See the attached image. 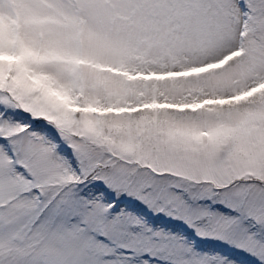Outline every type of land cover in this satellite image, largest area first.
<instances>
[{
  "label": "snow or ice",
  "instance_id": "1",
  "mask_svg": "<svg viewBox=\"0 0 264 264\" xmlns=\"http://www.w3.org/2000/svg\"><path fill=\"white\" fill-rule=\"evenodd\" d=\"M0 264H264V0H0Z\"/></svg>",
  "mask_w": 264,
  "mask_h": 264
},
{
  "label": "rangeland",
  "instance_id": "2",
  "mask_svg": "<svg viewBox=\"0 0 264 264\" xmlns=\"http://www.w3.org/2000/svg\"><path fill=\"white\" fill-rule=\"evenodd\" d=\"M162 215V214H161ZM163 226V225H161ZM205 250H214L211 246H209V248L205 249Z\"/></svg>",
  "mask_w": 264,
  "mask_h": 264
}]
</instances>
